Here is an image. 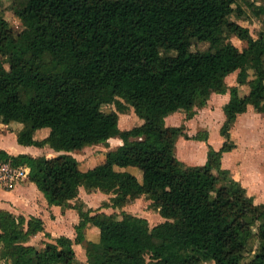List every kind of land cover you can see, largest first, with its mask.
<instances>
[{
    "label": "trees",
    "instance_id": "16d2710c",
    "mask_svg": "<svg viewBox=\"0 0 264 264\" xmlns=\"http://www.w3.org/2000/svg\"><path fill=\"white\" fill-rule=\"evenodd\" d=\"M238 3L25 0L15 7L25 25L20 34L0 17V125L21 124L20 144L60 152L35 157L2 150L0 161L25 167L27 180L63 210L83 187L113 193L115 207L147 196L165 219L151 226L126 211L84 214L75 242L87 246L89 264H242L254 238L259 250L245 264H264V203L223 166L224 154L237 147L231 128L238 115L249 106L264 115V32L256 38L231 19L242 14ZM231 37L247 46L241 50ZM195 39L209 49L194 50ZM236 72L237 85L229 86L226 79ZM213 93L231 96L223 107V145H209L204 165L187 166L177 143L190 137L166 118L181 111L193 118ZM119 98L140 125L120 128L118 111L128 106ZM108 105L117 110H105ZM42 130L46 136L35 139ZM114 137L123 144L95 167L80 168L72 152ZM89 225L99 228V241L87 240ZM41 232V217L0 210L9 264H80L73 239L61 235L40 247L31 242Z\"/></svg>",
    "mask_w": 264,
    "mask_h": 264
},
{
    "label": "rangeland",
    "instance_id": "374dc122",
    "mask_svg": "<svg viewBox=\"0 0 264 264\" xmlns=\"http://www.w3.org/2000/svg\"><path fill=\"white\" fill-rule=\"evenodd\" d=\"M238 1L239 6L242 8V14L240 15L239 12H236L231 16V19L248 27L254 37H259L260 34L264 32V0ZM24 2L25 0H4L0 8V17L3 16L9 21L11 28L16 34H20L25 29L23 21L15 14V7L23 5ZM230 41L241 50L247 46L246 41L240 40L237 37H231ZM193 43L194 50H207L210 47L209 43L201 42L197 39H195ZM176 53L177 52L175 51L170 52V54L173 55ZM237 74L238 73L236 72L227 77L226 80L229 86L237 85ZM240 89L241 94H245L249 90L246 86H241ZM122 101L125 102L124 100ZM209 101L210 103H208L207 106L197 108L196 115L191 119H188L186 113L183 111L175 112L172 115L170 124H175V126H185V132L188 136L191 138L200 137L205 141H207L206 135H208V128L211 132L209 142L213 145H218L220 139L223 138L220 134V126L222 123L221 114H224L223 110L220 112V107H223V100L222 98L216 99L211 96ZM126 105L128 106V109L125 112L118 111L120 117L119 125L121 129H131L134 126L140 125L142 122L135 113L134 108L127 103ZM104 109L117 110V106L108 105L105 106ZM210 112L214 113L209 116ZM242 121L241 125L232 134V140L237 145L235 148L237 151L227 156V166L224 165V167L229 169L232 177L239 180L247 187V189L248 187L252 188L254 190V195H257L256 199H261L264 196V115L251 111L243 116ZM20 129L21 125L15 122L9 124V127H6V131L11 132H18ZM46 132L47 131H40V133L37 132V138L43 139L47 134ZM14 136L15 133H7L3 135L2 141L7 144L14 143ZM200 142L202 141L194 139L188 140L184 137L183 141L177 143L178 153L182 154H180V157L178 154V157H186L187 166L197 165L192 164L193 162H189L187 158L195 160L202 154L204 147ZM45 147L46 148L41 153L42 155H55L54 149L49 146ZM117 147L118 143L114 140H109L106 143L96 144L79 151H74L72 154L78 159L80 168L88 170L103 162L107 152L114 150ZM13 151L14 150H11V152ZM130 170L137 174L139 178H142V172L138 168L131 167ZM113 196V193L87 191L83 188L79 197L72 201L73 207L67 208L71 212L68 215L65 213L66 217L63 221L67 228L63 231L64 235L74 236L75 238V236H77L76 226L84 218V214H94L97 212H105L107 214L116 213L121 217L122 213L126 211L134 215L147 217L151 226H155L160 220H162V215L159 213L158 209L152 205V201L149 200L147 196H143L139 200L129 201L122 207H115L113 205ZM54 227H56V224H51V222H49L48 225H45V232H50L51 234L48 233L50 235L47 236L40 233L32 238L31 243L40 247L43 246V238H53ZM86 231L88 232V241H99L98 230L95 227H87ZM55 238H53V240ZM249 248V252L242 264L253 259L259 250V241L257 238H254L251 241ZM75 250L80 264H86L89 262L87 259L89 258L87 246L84 243L79 244ZM3 254L4 249L2 244H0V264H9L3 257ZM206 264L215 263L208 262Z\"/></svg>",
    "mask_w": 264,
    "mask_h": 264
},
{
    "label": "crops",
    "instance_id": "0c3cea01",
    "mask_svg": "<svg viewBox=\"0 0 264 264\" xmlns=\"http://www.w3.org/2000/svg\"><path fill=\"white\" fill-rule=\"evenodd\" d=\"M211 96L213 98H216V99L222 98V100H223V105L222 106L223 107L229 101V99L231 97L230 93H226V94L213 93ZM208 103H210V101ZM223 107H220V112H221V110H223V112H224ZM205 110H207V109H205ZM251 111L255 112L254 108L252 106H249L247 112L238 115L234 125L231 128V135L233 134V132L243 122L242 121L243 116L246 113L251 112ZM220 112H218V113H220ZM213 113L214 112H210L209 116L211 114H213ZM173 114L174 113L170 114L166 118L167 125L170 124V121L172 119V115ZM259 114H261V113H259ZM253 115H257V114H253ZM221 117H222V123H221L220 129H221L222 125L224 124V122L226 121L225 112H224V114H221ZM19 125H21V124H19ZM169 126H175V124H170ZM6 127H9V124H1L0 125V151L5 150L6 152L10 153V155H15V156L19 155V154H29V155H32V156H35V157L44 156L41 153L46 147L26 146V145H22V144H20L18 142V132L22 129V125H21V129L18 132L6 131ZM207 130H208V135H206L207 141H205L203 139H194V137L191 138L189 136L191 139L201 140L202 142H200V144L203 145V147H204V150H203L202 154L199 155L195 160H190L189 158H187V160L189 162H193L192 164L204 165L207 162L209 145H211L215 149H220L222 147V145H223V142H224L223 138L220 139L218 145L211 144L209 142L211 132H210V130L208 128H207ZM37 132L40 133V131H37ZM37 132L34 135L35 139L41 140L40 138H37ZM7 133H15V136H14L15 142L14 143H10V144L8 143L7 144V143L2 141L3 135H5ZM183 138L184 137L180 138L178 140V143L183 141ZM191 139H188V140H191ZM111 140H114L116 143H118V146L123 144V141H122V139L120 137H114V138H111L110 141ZM11 150H14V151L11 152ZM236 151H237V149H234L233 151L227 152V153L224 154L223 166L224 165L227 166V156L233 154ZM54 153H55V155H53V156H56V155L60 154V152H56V151ZM178 154L179 153H178V148H177V155ZM180 154H179V157H180ZM182 157L183 158H180V159L183 162L186 163L187 162L186 161V157H184V156H182ZM197 165H194V166H197ZM82 189H83V187L81 188L80 192L82 191ZM252 190H253L252 188L248 187V192H249V194L251 196L254 197L255 202L257 204L264 203V196L261 199H256L257 195H254V190L253 191ZM98 192H101V191H98ZM139 199H137V200H139ZM2 209L9 210L10 212H12L13 214H15L17 216L23 215V216H25L28 219L31 216L41 217L44 220L45 225H48L49 222H51V224H56V227H54V231L52 230L53 231V235H52L53 238H55V237H57L59 235L60 236L64 235L63 231H65L66 228H67L65 222L63 221V220H65V217H66L65 213L68 215L71 212L69 209L63 210L62 207H60V206L50 205L48 203L46 197L44 196V194L37 187V185L34 182H31L29 180L21 181V182L17 183L12 188L0 187V210H2ZM161 219L162 220H160L159 223L165 221V219L163 217ZM88 227H95L98 230V234H100V230H99L98 227L93 226V225L92 226L89 225ZM41 233L46 235L47 232H41ZM48 233H50V232H48ZM68 237H70L71 239L74 240V248L77 249L79 244L75 242L76 236H75V238H74V236H68ZM53 238L46 237V238H43V240H45V241H53ZM86 238H88V232L87 231H86ZM86 264H89V262H87Z\"/></svg>",
    "mask_w": 264,
    "mask_h": 264
},
{
    "label": "built area",
    "instance_id": "2783aa9c",
    "mask_svg": "<svg viewBox=\"0 0 264 264\" xmlns=\"http://www.w3.org/2000/svg\"><path fill=\"white\" fill-rule=\"evenodd\" d=\"M24 180H27L25 167L14 166L7 160L0 161V187L12 188Z\"/></svg>",
    "mask_w": 264,
    "mask_h": 264
}]
</instances>
